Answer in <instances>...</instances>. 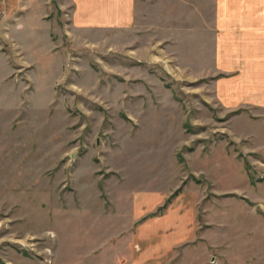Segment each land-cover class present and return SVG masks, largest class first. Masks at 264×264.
<instances>
[{"label":"rangeland","instance_id":"1","mask_svg":"<svg viewBox=\"0 0 264 264\" xmlns=\"http://www.w3.org/2000/svg\"><path fill=\"white\" fill-rule=\"evenodd\" d=\"M10 1L0 0L1 264L102 253L126 233L115 226L121 191L167 194L147 216L175 203L201 241L236 174L264 175L262 143L238 138L236 112L214 97L213 0H135L131 26L82 28L69 0H40L43 15L28 0L39 18L20 5L23 23Z\"/></svg>","mask_w":264,"mask_h":264},{"label":"crops","instance_id":"2","mask_svg":"<svg viewBox=\"0 0 264 264\" xmlns=\"http://www.w3.org/2000/svg\"><path fill=\"white\" fill-rule=\"evenodd\" d=\"M10 2L9 17L14 15L23 23V18L17 15L18 8L23 5L37 15L28 0H24L26 3ZM68 2L73 26L78 28L128 27L135 18V0ZM36 4H40L38 10L42 15L48 13L43 8L48 6L47 3L34 0L32 6ZM7 7L6 4L5 9ZM5 16L8 18L7 12ZM211 21L208 26L212 34V67L216 76L214 97L225 112H236L233 132L238 138L261 142L264 148V0H213ZM20 44L26 50L25 44ZM254 123L262 127L249 129L248 126ZM236 176L239 183L233 189V197L219 203L216 229L208 227L201 241L195 234L193 219L175 203L163 214L147 216L157 210L167 194L125 191V195L121 191L124 197L121 203L114 205L121 214L115 226L124 224L126 233L117 235L116 241L109 240L102 253H93L90 248L85 253L69 256L70 263L264 264V175L252 178L245 171ZM75 206H69V210L78 212ZM125 213H128V224L122 221ZM182 245L186 247L179 250Z\"/></svg>","mask_w":264,"mask_h":264},{"label":"built area","instance_id":"3","mask_svg":"<svg viewBox=\"0 0 264 264\" xmlns=\"http://www.w3.org/2000/svg\"><path fill=\"white\" fill-rule=\"evenodd\" d=\"M3 12H4L3 10H0V16L3 14Z\"/></svg>","mask_w":264,"mask_h":264}]
</instances>
